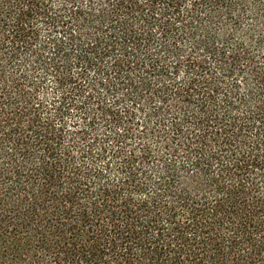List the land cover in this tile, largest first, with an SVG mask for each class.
<instances>
[{
  "label": "trees",
  "instance_id": "obj_1",
  "mask_svg": "<svg viewBox=\"0 0 264 264\" xmlns=\"http://www.w3.org/2000/svg\"><path fill=\"white\" fill-rule=\"evenodd\" d=\"M0 264H264V0H0Z\"/></svg>",
  "mask_w": 264,
  "mask_h": 264
}]
</instances>
